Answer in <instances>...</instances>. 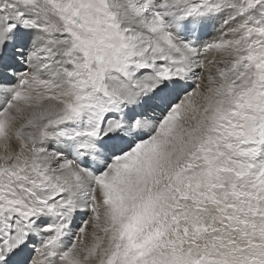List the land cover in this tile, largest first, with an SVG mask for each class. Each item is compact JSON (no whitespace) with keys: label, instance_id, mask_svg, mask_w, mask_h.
I'll list each match as a JSON object with an SVG mask.
<instances>
[{"label":"snow or ice","instance_id":"snow-or-ice-1","mask_svg":"<svg viewBox=\"0 0 264 264\" xmlns=\"http://www.w3.org/2000/svg\"><path fill=\"white\" fill-rule=\"evenodd\" d=\"M0 264H264V0H0Z\"/></svg>","mask_w":264,"mask_h":264}]
</instances>
